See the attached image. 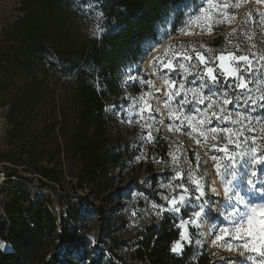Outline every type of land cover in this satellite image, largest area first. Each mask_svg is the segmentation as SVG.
I'll list each match as a JSON object with an SVG mask.
<instances>
[{"label":"rangeland","instance_id":"rangeland-1","mask_svg":"<svg viewBox=\"0 0 264 264\" xmlns=\"http://www.w3.org/2000/svg\"><path fill=\"white\" fill-rule=\"evenodd\" d=\"M64 1L73 11L69 21H72L78 33L99 37L108 32V22L103 10L105 0ZM178 13L180 16L176 18ZM23 14L20 0H0V50L3 52L9 46V30ZM6 31H9L7 36L4 35ZM218 37L220 39L216 41ZM141 48L142 53L136 61L128 60L123 65L117 85L118 94L116 97L112 96L105 106L109 142L115 150L129 146L131 157L107 168L103 176L105 180L99 183V188L83 184L76 194H73L76 179L71 175L77 169L75 164L63 169L64 189L52 183L40 184L34 179V175L23 171L19 166L16 169L18 175L9 178L11 183L0 184V214L3 213V201L8 198L10 186L26 191L29 199H47V206L58 221L62 217L73 219L70 213L73 214L74 209L67 204L64 193L71 197V203L75 202V196L78 195L77 233L88 239V249L104 251L105 259L109 256L106 246L112 242L110 238L114 237L119 240V254L129 260L137 232L168 213L178 218V239L182 220L188 222L183 229V244L174 253L181 254L189 249V258L194 260L202 252L209 251L214 264H260L264 257L240 249L243 241L225 236L215 244L212 242L214 232L219 234L220 228L231 227L225 217L232 213V209L221 203L226 201L224 190L231 179L225 166L227 158L218 151L225 143L222 138L224 134L218 133L217 140L213 141L210 133L211 127L222 125L214 120L207 128L200 126V117L191 104L185 106L183 112L177 113L175 110L182 97H174L168 102V107H165V102L170 88H178L181 80L186 88L199 87L200 81L197 79L200 78L199 72L203 71L204 65L199 64L197 53L203 55L205 63L213 67L219 65L216 60L218 55L231 53L233 56H248L251 68L255 71L252 75L244 74L245 88L253 98L264 97V0H180L161 17L155 26L154 38L145 40ZM41 61L48 68L47 90L44 89V99L36 106V119L33 118L32 122L55 113L51 110L59 100L64 80H70L74 76L73 72L59 69L61 60L52 50L47 49ZM169 62L171 70L164 67ZM181 63L184 64V69L179 67ZM231 63L233 67L244 66V62ZM85 69L93 76L91 83L97 89H103L104 85L97 71L88 65ZM185 70L188 71L186 76L183 75ZM22 76H18L17 81ZM233 81V77L226 81L221 78L224 84ZM22 83L24 86L23 79ZM208 83L211 86V82ZM15 87L19 89V86ZM15 87L0 90V152L16 146L9 141L7 134L10 128V100L12 102ZM203 94L208 95L207 87ZM233 94L230 91V95ZM191 95L193 93L189 92V96ZM219 107L217 104V108ZM229 110L233 111L234 119L236 106H229ZM188 117L195 119L190 123ZM223 126L233 127L228 122ZM252 126L257 131L259 143L260 136L264 135V119L254 118ZM213 143H216V148L212 147ZM163 147L165 153H161ZM214 155L222 157L219 170L212 160ZM0 166L5 172L6 167H15L8 162H0ZM177 173L180 175L177 176ZM152 176L156 178L155 183L151 182ZM193 182L201 184L205 192L204 199L213 201L212 211L206 216H195V212L200 210L197 204L204 203V199L180 204V212L172 210V206L168 204V200L178 199L182 195L181 185L190 193H195ZM212 188L218 190L219 199L211 191ZM193 220L196 221L195 224L192 223ZM57 232H60L59 228ZM0 243L5 245L0 249H9L8 243L1 238ZM229 243L239 250L229 251ZM80 248L67 256L61 247L56 251L61 250V258L71 257L73 262H77L81 254Z\"/></svg>","mask_w":264,"mask_h":264},{"label":"trees","instance_id":"trees-1","mask_svg":"<svg viewBox=\"0 0 264 264\" xmlns=\"http://www.w3.org/2000/svg\"><path fill=\"white\" fill-rule=\"evenodd\" d=\"M179 1L105 0L103 10L109 28L96 37L77 32L69 21L73 11L64 0H20L24 14L10 32L4 33H11L9 46L4 52L0 50V90L19 86L12 92L7 131L9 141L16 146L0 152V162L15 166L5 168L4 184L12 182L9 178L18 175L16 169L21 166L40 184L52 183L64 189L63 169L75 164L77 169L71 175L76 179V194L83 184L99 188L107 168L131 157L129 146L115 150L109 142L105 106L118 94L123 65L138 59L142 43L154 38L156 24ZM179 16L178 13L176 18ZM47 49L61 60L59 69L73 72L74 76L64 80L59 100L51 110L55 113L40 123L32 122L36 106L47 90L48 68L41 61ZM86 65L97 71L103 89L91 83L93 76ZM20 75L24 86L21 79L17 81ZM161 153H165L164 147ZM155 181L152 176L151 182ZM7 197L0 214V238L9 249H0V264H65L66 260L68 264H80V259L73 262L71 257L61 258V250L56 251L62 236L71 235L82 241L79 258L84 257V264H214L209 251L191 260L189 249L181 254L171 250L179 237L174 214L165 213L137 232L129 260L119 254V240L110 238L112 242L106 246L109 256L105 259L104 251H91L88 239L77 233L78 195L71 203V197L64 193L67 204L74 209L70 213L73 219L62 217L59 221L47 206V199H29L26 191L12 186Z\"/></svg>","mask_w":264,"mask_h":264},{"label":"snow or ice","instance_id":"snow-or-ice-1","mask_svg":"<svg viewBox=\"0 0 264 264\" xmlns=\"http://www.w3.org/2000/svg\"><path fill=\"white\" fill-rule=\"evenodd\" d=\"M196 58L200 65H204L203 71L199 72L200 78L197 79L200 81L199 87L186 88L183 80H181L178 88L175 90L170 88L165 107L169 106L168 102L172 101L174 97H182L179 99L178 107L175 110L177 113L183 112L185 106L191 104L192 109L200 117V126L207 128L214 120L219 121L222 125V127H211L210 133L213 141L217 140L218 133L224 134L222 138L225 143L218 151L227 158L225 166L231 179L229 186L224 190L226 201H221V203L232 209V213L225 217V221L231 227L220 228L219 234L214 232L215 238L212 242L215 244L225 236H231L235 240L243 241L239 246L240 249L264 257V135L260 136L258 143L257 131L252 126L254 118L264 119V97L253 98L249 95L245 88L244 75H252L255 70L251 68V61L248 56H233L231 53L218 55L216 56V60L219 61L217 67L206 64L205 57L199 53H197ZM232 61L244 62V66L233 67ZM164 67L171 70V62L165 64ZM179 67L184 69L185 66L181 63ZM187 74L188 71L185 70L183 75L186 76ZM229 77L234 78L233 83L224 84L221 82V78L226 81ZM209 81L211 86H209ZM206 87L208 95L203 94ZM237 89L239 91H236ZM230 91L234 94L230 95ZM189 92L193 95L189 96ZM217 104H219V108H217ZM231 105L236 106L234 119L233 111L229 110ZM257 108L259 111H256ZM187 119L191 123L195 117H188ZM225 122L230 123L233 127L223 126ZM212 147L216 148V143H213ZM221 159V156H212L217 170L220 168L219 161ZM176 175L179 176L180 173ZM193 183L195 193H190L187 188L181 185L182 195L178 199L168 200L172 210L180 212L182 211L180 204L204 199L205 192L202 190L201 184ZM211 191L219 199L218 190L212 188ZM212 203V200L204 199V203L197 204L200 210L195 212V216H206L212 211ZM192 223L195 224L196 221L193 220ZM187 224V221L182 220L179 226L181 229L180 239L173 243V252H177L178 248L182 246L185 236L183 229L187 227ZM92 243L98 242L92 241ZM81 246V239L75 235L62 236L58 245L64 250L66 256L71 255ZM3 247L5 245H0V248ZM227 248L229 251L239 250L234 248L231 243L227 245ZM249 258L251 259V257ZM79 259L80 264H84V257L81 256ZM65 264H68L67 260ZM260 264H264V259L260 261Z\"/></svg>","mask_w":264,"mask_h":264},{"label":"built area","instance_id":"built-area-1","mask_svg":"<svg viewBox=\"0 0 264 264\" xmlns=\"http://www.w3.org/2000/svg\"><path fill=\"white\" fill-rule=\"evenodd\" d=\"M5 180L4 171L2 167L0 166V184H2Z\"/></svg>","mask_w":264,"mask_h":264},{"label":"clouds","instance_id":"clouds-1","mask_svg":"<svg viewBox=\"0 0 264 264\" xmlns=\"http://www.w3.org/2000/svg\"><path fill=\"white\" fill-rule=\"evenodd\" d=\"M0 245H2V243H0Z\"/></svg>","mask_w":264,"mask_h":264}]
</instances>
